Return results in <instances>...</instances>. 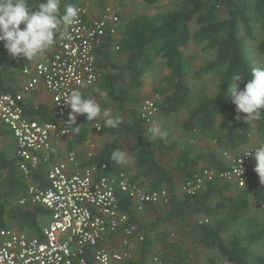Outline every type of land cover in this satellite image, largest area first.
<instances>
[{"label": "trees", "instance_id": "1", "mask_svg": "<svg viewBox=\"0 0 264 264\" xmlns=\"http://www.w3.org/2000/svg\"><path fill=\"white\" fill-rule=\"evenodd\" d=\"M117 1L121 4L124 0ZM139 1L147 6L157 2ZM40 2L27 0L30 8ZM68 4L81 6L79 0H61V14ZM105 5L100 4V11ZM119 15V37L115 40L107 37L97 48L101 78L84 96L100 95L97 89L105 91L109 101L101 100V108L126 110L127 119L117 128L103 126V132L110 138L81 166L105 163L106 174L123 171L130 180L148 190L167 187L170 193L167 204L145 206L143 212L154 214V217L143 225L140 255L135 258L134 254L131 260L122 264H147V254L160 237L159 233H154L159 225H188L192 218L195 219L192 231L196 232V240L203 249L215 251L228 264H264V256L253 251L255 244L264 242V210L260 209V204L264 203V183L254 171L255 166H252L247 188H237L218 180L205 183L191 194L176 188L179 179L185 182L193 179L201 167H212L217 171L226 169L228 165L220 155L221 150L239 155L250 146L254 136L264 144V119L247 122L242 113H237L227 95L234 75H240L244 85L251 78L255 66L246 51L245 40L253 38L252 22L256 20L261 36L256 49L264 57V0H176L169 8L153 14L125 16L119 8ZM191 42L212 53L211 58L198 68L193 64L195 56L185 52ZM0 59V88L15 93L19 89L15 73L23 62L14 60L4 46L0 50ZM158 59L168 70L166 75L154 81L150 91L151 96L159 98L155 100L158 115L169 120L185 113L186 118L180 123L182 130L193 138L205 135L212 139L215 149L202 152L194 143L181 145L169 134L164 140L148 141L150 126L141 117L138 105L142 97L138 92L143 87L144 75ZM205 75H214L218 80L212 95L194 90L187 82L189 76L201 79ZM23 108L30 119L40 122L54 119L44 104L37 107L23 104ZM88 123L85 115H77L74 127L80 126V132L74 134L72 131L68 142L70 150L87 139ZM7 136L12 138L14 149L0 147V174H4L0 181V229L13 227L40 236L50 212L41 205H18L17 197L24 191L26 181L18 168L13 135L0 122V142ZM114 149L131 154L136 169L133 175L128 172V164L117 166L110 160ZM171 156L169 165L159 160ZM47 169L48 165L42 164L31 180L45 185ZM118 197L122 211L136 223L135 210L128 198L122 194ZM240 224L239 232L224 237ZM178 248L174 247L178 252L174 257L175 264H185L184 253ZM155 255L161 258L162 264L165 255L157 250L152 258ZM209 264L217 263L212 258Z\"/></svg>", "mask_w": 264, "mask_h": 264}, {"label": "built area", "instance_id": "2", "mask_svg": "<svg viewBox=\"0 0 264 264\" xmlns=\"http://www.w3.org/2000/svg\"><path fill=\"white\" fill-rule=\"evenodd\" d=\"M78 10V20L70 29L72 38L58 36L51 52L31 61L12 57L23 62L20 88L15 93L0 88V122L13 135L18 168L26 181L17 203L21 207L41 205L50 212L40 236L13 227L0 229V264H122L134 257L131 241L141 243L144 235L120 208L118 194L139 209L148 204L165 205L169 200L167 187L148 190L123 171L106 174L105 163L71 167L75 163L71 151L62 159L51 160L56 152L54 140L66 138L73 131L68 123L71 110L63 98L72 90L86 95L98 83L101 72L97 48L107 37H119L121 21L115 5H105L97 15L81 6ZM39 85L50 96L52 121L30 119L24 111L25 94L33 93ZM139 111L151 128L158 115L155 99H144ZM95 126L100 130V125ZM257 146H247L239 155L221 151L226 169L201 167L193 179L182 181L178 191L191 194L215 180L237 188L249 187L254 159L246 155ZM87 147L86 156L90 158L97 146L87 140ZM42 164L48 165L45 185L31 180ZM260 207L264 208V203ZM152 259L161 264L158 255Z\"/></svg>", "mask_w": 264, "mask_h": 264}, {"label": "rangeland", "instance_id": "3", "mask_svg": "<svg viewBox=\"0 0 264 264\" xmlns=\"http://www.w3.org/2000/svg\"><path fill=\"white\" fill-rule=\"evenodd\" d=\"M81 2V7H83L88 13L91 15H97L100 11V4L103 3V5L112 4L115 6H119L120 9H122V12L125 16H134L141 13L146 14H153L155 12L164 10L169 8L176 0H157V2L154 5L147 6L143 2L139 0H124L123 3H119L117 0H79ZM119 4V5H118ZM253 27V38L249 39L246 38L245 40V48L248 52L251 61L255 67H264V57L259 55L256 49L257 42L260 39V31H259V22L256 20L252 22ZM186 53H190L194 55L193 64L195 68L200 67L204 61L211 58L212 53L211 51L202 49V45H196L194 43H190L189 46L185 49ZM168 73V70L164 67L162 64V60L158 59L156 64L151 67L147 73L143 77V87L138 92L142 100L146 98H152V99H159L151 96L150 91L152 88V84L155 80H158L160 77L166 75ZM190 87H192L194 90H202L206 94H214L217 89L218 80L216 76L214 75H205L201 79H194L191 78V76L188 77L187 80ZM240 88H244V84L240 81H238ZM104 95H92L91 99H94L98 104L101 100L109 101L106 96V92L102 91ZM89 93V91H88ZM30 94L27 96L29 99ZM231 99V96H230ZM141 102L138 105V108L141 106ZM31 101V97L29 99ZM232 101V100H231ZM29 104V103H27ZM105 109V108H102ZM111 110V113L113 117H119L122 121L124 119H127V111L126 110H117L115 107L109 108ZM244 116L246 114L242 113ZM186 118L185 113H180L175 118H171L169 120H163L159 115H157V118L155 119L152 126L157 125L159 126L160 130L163 132H166L167 134L171 135L181 145H188L194 143V145L197 147L199 151L207 152L210 149H215V142L206 137L205 135L201 136H195L196 138L191 137L188 133L184 132L181 128V121H183ZM104 121L103 116L98 117L97 120L89 121V132H88V138L89 140L93 141L97 148H100L109 138V135L105 132H103V125L102 122ZM95 124L100 125V130H96ZM254 136V135H253ZM70 136L59 139V153L64 152L66 150V147H68V142L70 140ZM261 145V143L257 137H253L251 140L250 145ZM13 140L10 136L4 137L2 141L0 142V147H7V148H13ZM78 151V150H76ZM84 151V150H83ZM222 151V150H221ZM220 151V155H221ZM129 154V153H128ZM57 157L56 154L52 155L51 160H55ZM87 156L85 157L84 154L79 155V159L77 161V165L81 166L82 163L86 160ZM163 164L169 165L172 156L167 158H161L159 159ZM130 169H128V172L133 175L136 171V169L133 166L132 157L131 154H129V163ZM253 166H255V161H253ZM129 174V175H130ZM4 174H0V181L3 179ZM182 184V180H178L176 183V188L180 189V186ZM146 205L139 208H134L139 230L143 233V225H145L148 221H151L154 217V214H147L143 212V209ZM260 209L264 210V208ZM195 219L192 218L189 221L188 225L184 224H168L163 223L160 224L159 227L154 231L156 234H160L158 238V242L154 245L155 247L152 249V251H160L162 254H164V259L162 264H175L174 257L178 254L177 251L174 250V247H179L182 252L184 253V261L185 264H209L210 259H215L217 264H228L224 259H222L215 251H208L203 249L200 244L196 240V232L192 231L193 223ZM242 225H238L236 229L230 230L228 233L224 235L225 238H228L231 234L237 233L241 230ZM132 249L136 256L140 255V243L132 240ZM175 245V246H174ZM174 246V247H173ZM178 248V249H179ZM150 251L147 254V264H155L152 260V254L153 252ZM253 251L261 254L264 256V242L257 243L253 246ZM133 254V255H134Z\"/></svg>", "mask_w": 264, "mask_h": 264}, {"label": "clouds", "instance_id": "4", "mask_svg": "<svg viewBox=\"0 0 264 264\" xmlns=\"http://www.w3.org/2000/svg\"><path fill=\"white\" fill-rule=\"evenodd\" d=\"M60 2L61 0H41L30 8L27 0H0V42H3L4 48L12 57L31 61L51 48L57 35L64 39L72 38L70 29L78 20L79 10L75 5L68 4L61 14ZM21 25L24 27L21 28ZM242 79L238 74L232 77L233 82L228 85L227 95L231 96L237 113L246 114L244 119L247 122L264 119V67L252 68L251 78L243 89L238 83ZM97 92L104 95L99 89ZM63 100L71 110L68 123L74 134L80 132V126H73L78 114L85 115L88 121L103 116V126L107 128H117L122 123L119 117H113L110 109H102L94 99L86 98L79 90H72ZM148 131L151 134L148 140L150 142L167 137V133L162 132L157 125ZM249 155L255 161L254 171L261 183H264V144L249 151L246 156ZM110 160L117 166H125L129 163V154L114 149Z\"/></svg>", "mask_w": 264, "mask_h": 264}, {"label": "crops", "instance_id": "5", "mask_svg": "<svg viewBox=\"0 0 264 264\" xmlns=\"http://www.w3.org/2000/svg\"><path fill=\"white\" fill-rule=\"evenodd\" d=\"M52 48H53V46L51 47V48H49L48 50H46L44 53H49V52H51V50H52ZM43 53V54H44ZM43 54H41L40 56H42ZM39 56V57H40ZM38 58V57H37ZM15 71V70H14ZM16 75H17V83H18V86H19V88H20V84H21V82H22V80H23V78H22V76H21V72H20V69H18V71H17V73H15ZM17 90H19V89H17ZM16 90V91H17ZM30 94V96H29V99H30V97H31V101H29V99L27 98V96ZM29 94H25V98H24V101H23V104H25V105H27V106H33V107H37L38 105H41V104H44V105H46L47 107H48V109H49V111L50 112H52V107H51V102H50V96H49V94L46 92V90L44 89V87L42 86V85H39L38 87H37V90L36 91H34L33 93H29ZM27 103H29V104H27ZM157 118V117H156ZM71 138V137H70ZM110 138V137H109ZM108 138V139H109ZM59 139L60 138H58V139H55L54 140V147H55V150H56V152L54 153V154H56L57 155V157H56V159H62V158H64L65 157V154L68 152V151H71V152H73L74 153V156H75V163H73V164H71V167L72 166H75L74 164H76L77 165V161H78V159H79V155L82 153V154H84L85 155V157H86V152H87V150H88V147H87V140H89V138L87 137V139L83 142V143H81V144H79V145H77V146H75V147H73L72 149L73 150H70L68 147H66V150L64 151V152H61V153H59V151H58V148H59ZM76 150H78V151H76ZM84 150V151H83ZM99 150V148H97V151ZM53 154V155H54ZM55 159V160H56ZM78 166V165H77ZM49 219H50V216H49ZM48 219V220H49ZM48 220L46 221V223L48 222ZM45 223V224H46Z\"/></svg>", "mask_w": 264, "mask_h": 264}]
</instances>
